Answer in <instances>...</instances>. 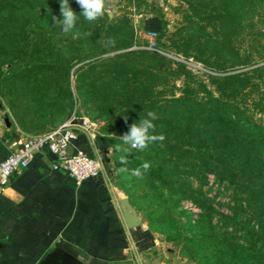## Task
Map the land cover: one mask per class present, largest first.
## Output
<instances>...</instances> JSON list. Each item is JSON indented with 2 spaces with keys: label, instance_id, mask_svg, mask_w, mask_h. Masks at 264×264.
Returning a JSON list of instances; mask_svg holds the SVG:
<instances>
[{
  "label": "rangeland",
  "instance_id": "374dc122",
  "mask_svg": "<svg viewBox=\"0 0 264 264\" xmlns=\"http://www.w3.org/2000/svg\"><path fill=\"white\" fill-rule=\"evenodd\" d=\"M70 2L79 15L82 10L76 0ZM105 2L104 14L95 22L89 23L80 16L74 29L79 36L73 39L71 33L65 35L61 26L54 25L52 20V16L62 19L60 0H16L19 8L4 15L10 21L0 34V98L10 113L34 126L49 123V118L54 115L66 122L76 112L96 123L98 131L109 134L112 131L108 126L110 115L113 111L119 112L121 92L132 87L133 91L140 93L136 87L142 89L152 80L156 92L162 93V100L166 96L172 98L173 94L182 96L187 89V81L191 79L180 72L181 63L194 76L192 88L201 91L199 82L206 83L223 101L236 102L252 121L251 129L264 130V0H232L231 10L222 9L228 5L225 0ZM149 14L165 22L163 35L149 28ZM103 23L113 25L116 30L113 36L107 34V27L104 31L100 29ZM117 25H123L124 30L118 29ZM126 32L136 37L131 47L102 52L109 38L117 43L120 33ZM192 37L200 42H186V38ZM55 50L71 65L69 87L72 97H68L61 88H54L49 78H45L54 74L44 67L51 66L48 61H51V51ZM131 50L151 51L159 57L138 55L124 68L127 75L121 76L118 67L129 62L127 57L115 60L111 57ZM186 50L190 52L188 55ZM32 58L35 63L30 62ZM20 61L29 66L26 72L37 66H43V69L37 70V74L22 72ZM93 63L96 65L89 66ZM235 74L239 80L248 78L250 81H235L233 89L226 87L222 90L214 82L215 77ZM128 80H131L130 84ZM205 95L200 93V97ZM151 144L145 150L157 155L159 142ZM161 146H166L165 142ZM110 153L107 163L113 179L126 192L136 212L158 241V245L143 254L144 264H201L193 257L192 233L200 227L199 220L206 219L202 216L206 210L201 202L192 198L191 189L185 191L186 188L179 187L178 183L165 185L149 177L142 168L141 178L131 176V171L137 167L129 158L130 153L114 150ZM169 154L166 149L167 157ZM121 155H127V173L119 172L123 166ZM154 160L162 162V159ZM183 160L189 162L188 159ZM180 171L186 181H192L196 189L204 192L212 205L213 227L206 222L205 229L216 227L232 235L237 233L241 242L247 245L250 229L257 231L260 228L261 211L255 197L242 187L246 174L240 173L238 183L234 184L228 176L220 180L214 173L199 181L190 176L187 166H181ZM234 208L240 214L237 224L227 218L235 217Z\"/></svg>",
  "mask_w": 264,
  "mask_h": 264
},
{
  "label": "trees",
  "instance_id": "16d2710c",
  "mask_svg": "<svg viewBox=\"0 0 264 264\" xmlns=\"http://www.w3.org/2000/svg\"><path fill=\"white\" fill-rule=\"evenodd\" d=\"M225 1L228 2V5L222 9L231 10L232 0ZM15 2L16 0H0V34L5 24L10 21L5 19L7 17L4 15L13 13L19 8ZM69 4L72 6L73 3L70 2ZM160 23L161 27H159ZM106 24H101L100 29L104 31L107 27L109 31L107 34L113 36L116 32L115 28L111 24L108 26ZM165 25V22L159 19L148 24L153 32L161 35L165 32ZM117 26H119L118 29L124 30L123 25ZM120 34L122 35H119V41L114 45L106 43L107 45L103 46L102 52L120 50L133 45L136 39L133 33ZM186 42L198 44L200 40L192 37L186 38ZM189 53L186 50V55ZM138 55L159 57V54L155 52L131 50L116 54L111 58L115 60L120 57H127L129 62L126 65L120 64L118 67L121 71L120 75L123 76V74L127 75L124 68L128 67L134 57ZM38 56L43 57L44 61L47 60L44 56ZM50 56L51 61H48V64L51 63V66L44 68L54 74H48L45 78H49L54 88L59 87L68 97H72L73 92L69 87L70 63H66V59L56 50L51 51ZM164 59L167 60L165 57ZM30 62L35 63V60L32 58ZM95 65L93 63L89 66ZM179 65L180 72L191 79L187 81V89L184 90L182 96L177 97L173 94L172 98L166 96L162 100L160 98L162 93L156 92L152 80L142 89L139 86L136 87L137 90H141L140 93L133 91L132 87L121 92V99L118 101L121 104L119 112L113 111L110 115L111 121L108 126L112 131L107 134L108 143L110 146L122 143L119 137L129 130L132 123H139L140 119L147 118L148 111L155 112L159 118L153 121L156 126L153 134L162 133L165 136L164 141L157 140L154 142L160 144L157 147L158 154L153 155L146 150L137 151L133 149L129 158L135 162L134 165L137 168H142V164L148 162L150 164L149 169L144 171L142 168V170L149 177L161 181L165 185L178 183L179 187L186 188L185 191L189 188L192 198L198 203H202L201 205L206 210L202 216L206 219L199 220L200 227L192 233L193 257L199 259L201 264H264V130L260 129V132L256 125H254L256 127L254 130L251 129L252 121L243 114L236 102L223 101L221 97L216 96L215 92L207 87L206 83L199 82L201 91L192 88L191 84L195 81L192 80L193 74L186 70L183 64L180 63ZM19 66L22 72L31 74L33 72L37 74V70L40 72L43 69V66H37L36 68L33 67L30 72H26L29 66L24 61H20ZM237 77L236 74L221 78L215 77L214 82L219 84V89L222 90L226 87L233 89L235 81H250L248 78L239 80ZM127 83L130 84L131 80H128ZM200 93H206V95L200 97ZM232 96L233 93L229 95L230 98ZM241 115H244L243 118ZM17 119L22 125H26L22 118L17 116ZM58 119L54 115L49 118V123H40L34 126L41 128L47 126L46 124L57 125ZM164 142L166 146L163 147L161 145ZM151 145L150 143L149 146ZM166 149L170 151L169 157L166 155ZM154 159H162V162ZM174 159H178L179 162L176 163ZM183 159H188L189 162L186 163ZM170 164H173V167H170ZM181 166L189 167L190 176L199 181L206 180L209 173H214L220 180L228 176L232 183L237 184L238 175L240 173L246 174V182L242 184V187L255 197L254 201L261 211L259 216L260 228L257 231L250 229L247 245L241 242L240 237L236 235L237 233L232 235L231 232L217 230L216 227L205 229L206 222L210 227H213L212 205L208 198H205L202 190L196 189L192 181L191 183L186 181L184 175L180 174ZM234 209L235 217L227 216V218L234 220V224H237L240 214L237 208ZM257 232L259 234H256Z\"/></svg>",
  "mask_w": 264,
  "mask_h": 264
},
{
  "label": "crops",
  "instance_id": "0c3cea01",
  "mask_svg": "<svg viewBox=\"0 0 264 264\" xmlns=\"http://www.w3.org/2000/svg\"><path fill=\"white\" fill-rule=\"evenodd\" d=\"M147 19L148 24L156 21L154 14ZM0 102V161L28 134L54 126L22 125ZM107 136L79 133L72 141L74 150L99 153L105 161L103 173L81 184L53 169L56 157L46 148L12 175L0 197V264H40L46 258L69 264H144L143 254L158 241L143 221L132 228L125 221L121 200L128 196L107 163L112 151Z\"/></svg>",
  "mask_w": 264,
  "mask_h": 264
},
{
  "label": "built area",
  "instance_id": "2783aa9c",
  "mask_svg": "<svg viewBox=\"0 0 264 264\" xmlns=\"http://www.w3.org/2000/svg\"><path fill=\"white\" fill-rule=\"evenodd\" d=\"M97 132L96 123L89 117L74 112L68 121L58 126L28 134L20 147L12 149L10 154L0 161V197L4 194L6 184L12 175L27 168L35 153L44 148L50 150L56 157L53 169L71 175L78 184L103 173L105 161L99 153L90 154L83 149L72 148V141L79 133L94 138Z\"/></svg>",
  "mask_w": 264,
  "mask_h": 264
},
{
  "label": "clouds",
  "instance_id": "9594fccd",
  "mask_svg": "<svg viewBox=\"0 0 264 264\" xmlns=\"http://www.w3.org/2000/svg\"><path fill=\"white\" fill-rule=\"evenodd\" d=\"M76 3L81 8V13L79 15L72 9L69 4V0H60V13L62 19L52 16V20L55 22L54 25H60L62 31L65 35L71 33L73 39L79 36L78 31H74L80 16L88 21L89 23L95 22L100 17L103 16L105 11V0H76ZM109 44H115V40L109 38ZM159 117L153 111L147 112V118L140 119L139 123H132L129 126V130L120 136L122 143L116 144L113 149L116 152L130 153L131 150L135 149L137 151H144L148 148L149 144L157 140L164 141L165 136L161 133L159 135H154L155 124L153 121ZM120 163L123 165L120 167L119 172L127 173L129 169L126 167L128 164L127 155L120 156ZM144 171H147L150 167L148 162H144L141 166ZM131 176L141 178V169L137 168L131 171Z\"/></svg>",
  "mask_w": 264,
  "mask_h": 264
},
{
  "label": "water",
  "instance_id": "95a60500",
  "mask_svg": "<svg viewBox=\"0 0 264 264\" xmlns=\"http://www.w3.org/2000/svg\"><path fill=\"white\" fill-rule=\"evenodd\" d=\"M106 3V2H105ZM106 5V4H105ZM1 104V102H0ZM8 125L10 124L9 118H6ZM121 205L125 217V221L129 227H136L142 223V218L137 210L134 208L128 197H125L121 200ZM40 264H69L67 261L64 262H53L51 258H46Z\"/></svg>",
  "mask_w": 264,
  "mask_h": 264
}]
</instances>
